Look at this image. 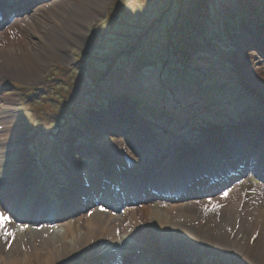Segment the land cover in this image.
Returning <instances> with one entry per match:
<instances>
[{
  "label": "rangeland",
  "instance_id": "374dc122",
  "mask_svg": "<svg viewBox=\"0 0 264 264\" xmlns=\"http://www.w3.org/2000/svg\"><path fill=\"white\" fill-rule=\"evenodd\" d=\"M9 1L6 5H11L7 7L11 16L7 15L0 24V33L14 26L16 16L22 23L12 30V36L22 35L26 42L31 38L25 22L29 18L54 24L37 8L58 0H22L17 5L26 2V12L18 13V7L16 16L12 13L17 6ZM63 13L58 16L62 22L66 16L70 18L64 26L74 39L63 45L59 37L58 43L52 44L53 51L39 47L35 57L40 59V70L34 77L23 76L17 68L0 66V141L20 144L34 169L32 178L38 180L39 199L56 202L64 190L66 171L75 169L81 173L92 165L89 159L96 158L98 170L112 180L110 187H104L96 196L106 194L117 214L125 208H136L134 215L141 217L134 232L142 243L130 250L131 257L145 256L147 261L156 257L165 264H254L231 250L252 246L256 240L249 227L250 217L248 220L242 212L244 197L248 199V193L260 191L259 202L252 200L247 204L264 210V182L252 170L257 146L245 149L248 167L234 183L241 184L235 200L242 213L209 220L210 230L214 225L210 233L215 240L211 245L200 242L198 248L191 247L189 252L182 251L180 243L178 249L176 242L157 243L139 232L144 231L141 214L148 211L144 205L158 211L167 200L182 201L187 193L181 185L190 183L194 175L173 186V176L168 178L169 185L161 179L164 173L169 177L173 174L175 169L168 172L170 166L147 181L144 178L149 172H144L129 185L131 194L125 196L123 192L116 200L111 199L109 188L117 183L128 186L129 178L117 174L119 179L105 160L108 150L114 149L118 141L128 147L131 164L150 161L159 165L170 156L174 143H184L178 151L182 153L190 145L200 144L196 147L198 152L209 148V139L214 143L218 135L228 137V130L245 131L260 124L258 133L264 134V101L252 93L247 68V62L252 63L264 79V0H104L96 14L79 3L65 8ZM13 48L17 52L15 45ZM1 59L0 55V62ZM247 114L251 124L244 122ZM3 117L9 118L18 130L12 140L3 133ZM144 140H148L147 146L142 145ZM192 167L198 168L196 175L205 173V166L200 163ZM86 179L90 181L91 174ZM211 186L215 188L214 184ZM201 197L193 199L195 205L205 202ZM239 197L243 200L238 202ZM99 207L107 208L105 204L84 207L78 217L70 211L53 216H64L61 222L68 224ZM13 211H17L15 205L10 209ZM199 212L198 218L207 226V216L211 214L207 209ZM151 230L152 227L146 231ZM218 236L222 238L221 246ZM91 250L89 253L96 249ZM121 263L130 261L123 256ZM95 264L109 263L101 258Z\"/></svg>",
  "mask_w": 264,
  "mask_h": 264
},
{
  "label": "bare ground",
  "instance_id": "6f19581e",
  "mask_svg": "<svg viewBox=\"0 0 264 264\" xmlns=\"http://www.w3.org/2000/svg\"><path fill=\"white\" fill-rule=\"evenodd\" d=\"M21 1H9V4L12 3V5L17 6L13 10V16H16L18 7V13L19 11L26 12V2H23L21 6L17 5ZM96 1L97 3L95 0H58L54 3L48 2L42 6L39 5L37 12L49 17L54 24L50 26L43 20L33 21L29 18L25 22L27 27L30 28L28 37H31L33 41L29 38L28 42L24 41L22 35H19L20 37L12 36V30L22 23V19L16 16L14 26L0 33V55L2 57L0 66L10 69L12 67L17 68L21 70L23 76L34 77L40 70L38 62L40 59L35 57V51L39 47V50L42 47V49L48 48L53 51L55 47L52 44H57L59 37L62 39L63 45L74 39V35L64 26L65 21L70 20V18L66 16L64 22H62L58 14L65 15L63 13L65 8H74L75 4L78 5V3L96 14L104 0ZM10 6L6 5V0H0V24L5 21L7 15L11 16V10L7 8ZM13 45L17 47V52H15ZM23 67L25 70H23ZM247 68L251 75L249 81L252 83L250 86L252 93L264 101V79L260 78V70L253 68V64L248 62ZM249 119L250 116L247 114L244 122L251 124L252 122ZM3 120L5 121L3 133L6 138L8 137L7 139L12 140L18 134V130L9 118L6 120V117H3ZM260 129H262V126L258 124L254 128L245 131L244 129H238L230 133L228 130L226 132L229 133L228 137L218 135L214 143L209 139V148L203 147L202 151L199 150L198 152H195L196 144L187 147L188 151L178 152L181 147L183 148L184 143H174L170 149V156L158 162L159 165H154L150 161L131 164L128 161L130 157L128 147H125L122 141H118L115 144L117 148L115 146L114 149H118L119 152L115 153L114 149H109L105 164L108 167L110 166L111 171L114 170L119 175L130 179H127L128 186H124L120 192L121 195L124 192L125 196H128V192H130L129 185L135 183L132 180L141 176L145 171L149 172L150 178L154 177L155 174V177H157L158 172L164 169L165 166H170L168 172L175 169L170 177L166 176L168 173H164L163 178H161L167 182V185H169L168 178L172 176L171 185L173 186L185 181L192 174L195 176L198 168L192 166L197 163L205 166L206 171L217 169L218 174H221L225 170L226 175H228L226 180L221 183L225 185L228 181L237 178V175L244 172L243 170L248 167L247 163H243L246 166L244 168V165L238 162L239 160L244 162L248 159L245 149L249 150L257 146L259 150L256 151L258 153L254 157L252 170L264 182V134L258 133ZM215 130L213 129V131ZM148 144V140L142 141L143 146ZM173 152L176 154H173ZM24 155L20 144L17 142L13 141L6 144V142L0 141V214L7 217L6 223L0 219V264H41L43 261L45 263L62 261L65 264L81 262L95 264V261H99L101 258H106L109 264H122L123 256L128 258L129 264H165L156 257L147 261L145 256H139V258L130 256V250L142 243L140 237L134 232L140 223L139 219L141 217L134 215L137 212L136 208H125L123 212L117 214L116 208L109 203L106 194L101 193L99 197L96 196L102 190V186L108 187L112 181L102 171L98 170L97 167L99 166H97L96 158L89 159L92 165L90 163V166L81 173H78L75 169L66 171L64 190L58 200L54 202L39 199L37 195V189L40 188L38 180H33L32 173L34 169L29 166L30 160ZM90 174L91 179L86 182V176ZM117 177L120 176L117 175ZM181 187L187 193V196L180 199L182 201L167 200L163 204V208L158 211H151L154 207L144 205V210L148 211L141 214L145 222L142 224L144 231L139 232L141 236L153 237L155 242L164 244L170 240L176 242V247L180 243L182 244V251L189 252L192 249L191 247L198 248L200 242L207 241L211 245L210 242L215 240V235L210 233V231H214V225L210 230L211 223L209 220L212 222V218L217 219L220 216L222 218L225 216L228 219L233 213L240 216L243 212V215L247 214V219L250 217L249 227L254 230L252 234L256 240L252 246L247 245L244 248L232 245L236 249L231 251L241 255L242 260L254 264H264V210L247 204L252 200H258L259 202L262 194L260 191L256 190L248 193V199L244 197V207L242 206L244 211L239 212L235 198L236 193L241 188L240 183L234 184L227 192L224 190L225 192L219 197L216 196L215 199L204 196L202 192L210 190H206V186L195 177L191 178L190 183L187 182ZM114 188H119L120 191L121 187L116 184L113 190ZM113 190L110 191V195L121 198L120 194H116ZM201 196L208 198L203 199ZM130 197L132 196L130 195ZM198 197H201L199 199L205 202L195 205L194 203L197 202H194L193 199H198ZM240 197L238 202L243 200ZM103 204L107 206L106 210L105 208L101 209V207L96 208L83 219L79 217L68 224L61 222L64 216L58 219L53 216L58 212L60 213V211H70L72 212L71 215L78 217L84 207L102 206ZM14 205L17 211L10 212ZM206 209L211 214V216L206 215L209 218H207V222H209L207 226L203 219L198 218L199 211ZM35 222H37V225L34 224ZM38 224H40V227H38ZM151 227V231H146ZM5 233H12L13 235H6ZM220 233L221 229L219 235ZM218 237V246H221L222 238ZM228 237L229 234L226 241ZM35 238H39L40 241L38 243L34 242ZM229 240L231 241L230 238ZM31 242L32 245H30ZM232 243L234 242L232 241ZM92 248L96 249L95 252L89 253Z\"/></svg>",
  "mask_w": 264,
  "mask_h": 264
},
{
  "label": "snow or ice",
  "instance_id": "6c2138e0",
  "mask_svg": "<svg viewBox=\"0 0 264 264\" xmlns=\"http://www.w3.org/2000/svg\"><path fill=\"white\" fill-rule=\"evenodd\" d=\"M0 219H2L5 223L7 222V217L0 214ZM6 235H13L12 233H5Z\"/></svg>",
  "mask_w": 264,
  "mask_h": 264
}]
</instances>
